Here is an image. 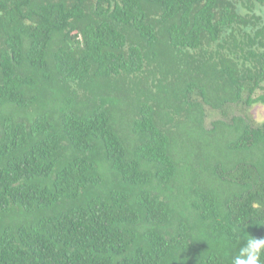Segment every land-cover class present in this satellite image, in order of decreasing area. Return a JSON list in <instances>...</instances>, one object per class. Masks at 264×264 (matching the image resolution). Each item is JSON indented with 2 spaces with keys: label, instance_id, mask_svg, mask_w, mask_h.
<instances>
[{
  "label": "trees",
  "instance_id": "1",
  "mask_svg": "<svg viewBox=\"0 0 264 264\" xmlns=\"http://www.w3.org/2000/svg\"><path fill=\"white\" fill-rule=\"evenodd\" d=\"M259 103L264 0H0V264H232Z\"/></svg>",
  "mask_w": 264,
  "mask_h": 264
},
{
  "label": "clouds",
  "instance_id": "2",
  "mask_svg": "<svg viewBox=\"0 0 264 264\" xmlns=\"http://www.w3.org/2000/svg\"><path fill=\"white\" fill-rule=\"evenodd\" d=\"M264 256V238H249L238 255L233 257L232 264H262Z\"/></svg>",
  "mask_w": 264,
  "mask_h": 264
},
{
  "label": "rangeland",
  "instance_id": "3",
  "mask_svg": "<svg viewBox=\"0 0 264 264\" xmlns=\"http://www.w3.org/2000/svg\"><path fill=\"white\" fill-rule=\"evenodd\" d=\"M108 88L110 91H114V89H117L119 86V82L111 81L110 83H107ZM119 89V88H118ZM236 108L233 109V111ZM247 110V109H246ZM250 115L252 119L255 121V123H262L264 122V104H256L250 109ZM218 110H213L210 107H207V116L205 119V125L209 128L213 126V122L217 119L222 118L223 115L220 114ZM240 114V113H239ZM227 131L224 128H220L218 132V137L223 139L224 138V132ZM213 136V135H212ZM214 138V137H213Z\"/></svg>",
  "mask_w": 264,
  "mask_h": 264
},
{
  "label": "flooded vegetation",
  "instance_id": "4",
  "mask_svg": "<svg viewBox=\"0 0 264 264\" xmlns=\"http://www.w3.org/2000/svg\"><path fill=\"white\" fill-rule=\"evenodd\" d=\"M238 114H239V112L236 111V110H234V111L232 112V116H235V115H238Z\"/></svg>",
  "mask_w": 264,
  "mask_h": 264
}]
</instances>
